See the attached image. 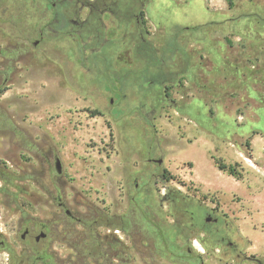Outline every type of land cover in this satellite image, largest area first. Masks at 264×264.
<instances>
[{
	"label": "rangeland",
	"instance_id": "1",
	"mask_svg": "<svg viewBox=\"0 0 264 264\" xmlns=\"http://www.w3.org/2000/svg\"><path fill=\"white\" fill-rule=\"evenodd\" d=\"M97 1L0 0V164L9 183L0 214L65 217L60 197L75 223L72 236L59 226L54 264H264V231L250 223L253 203L264 206V0H146L139 21L127 22L138 7L112 0L121 19L103 15L97 33L109 44L95 58L93 44L55 27L65 16L69 33L77 30ZM159 63L180 78L148 114L134 94ZM169 191L223 214L252 263L202 243ZM84 222L105 240L100 263L68 245Z\"/></svg>",
	"mask_w": 264,
	"mask_h": 264
},
{
	"label": "flooded vegetation",
	"instance_id": "2",
	"mask_svg": "<svg viewBox=\"0 0 264 264\" xmlns=\"http://www.w3.org/2000/svg\"><path fill=\"white\" fill-rule=\"evenodd\" d=\"M90 5L89 2L87 4L89 15ZM5 168V164H0V183H2L0 191L3 194H5V188L9 186L4 178L5 173H2L6 170ZM177 194L169 191L166 197L174 208L180 209L181 215L188 220L189 226L194 231L204 234L202 243L212 242L213 247L221 248L228 257H236L238 262H251L247 257L243 258L239 245L232 237V227L223 214H219L216 209L207 208L202 202L195 201L188 195H181L178 199ZM57 200L59 207L65 212V217L55 214L49 220H43L40 216L21 213L19 219L12 222L8 213L0 214V264H46L43 259L48 257L51 258V264L55 263L54 245L58 242L59 226H67V233L72 236L75 223V217L65 202L60 197ZM177 200H181L182 205H177ZM11 226L16 228L13 241L8 234ZM104 241L102 235L94 230L84 245L87 251L86 256L94 263H100L101 258L107 255L104 251L106 247ZM68 243L71 249L75 248L73 237Z\"/></svg>",
	"mask_w": 264,
	"mask_h": 264
},
{
	"label": "trees",
	"instance_id": "3",
	"mask_svg": "<svg viewBox=\"0 0 264 264\" xmlns=\"http://www.w3.org/2000/svg\"><path fill=\"white\" fill-rule=\"evenodd\" d=\"M226 2L229 6L233 5V0H226ZM128 3L131 4L132 6L138 7V10H132L130 8L129 17L125 18L126 19L125 21L127 22L134 18L137 19V21H139V15L143 14V10H144L143 8H145L146 0H128ZM90 4H91L90 10L92 14L90 13L88 18L79 25L77 30H74L73 32L69 33L70 29L72 28V22L70 19L66 18L65 16H61L59 19H57L56 21L57 27L55 28L59 30H67L68 35L74 36L77 39H80L84 42L87 41L89 44H93V46L95 47L91 50L94 51L97 48L99 49V46L103 47L104 45L109 44L107 39L104 37L105 33H104V27L102 23L103 15L105 13H111L113 16H115L118 19H121V17L118 15V13L115 12L113 8L112 0H109V1L98 0L95 3L91 2ZM141 24H139L138 26V32L140 31V29H143L144 31V27H142ZM87 25L89 26L92 25L96 27L94 28V30H92L91 28L88 30L86 28ZM100 28L101 30H103V33H104L103 37H101L102 35L97 33L100 30ZM87 31L89 32V34L87 33ZM100 52L101 50L99 49V52L95 54V58L103 57L99 55ZM149 72L152 73L153 77L150 78L149 82H147L145 86H141L137 90L136 94H134V98L136 101H139L140 103L144 102L140 104V107L143 108L144 112L148 114H153L156 111L159 103L167 101V95L166 94L164 95L165 85L176 83L178 79L180 78V73L168 72L163 67V65L160 63L156 67H153V69ZM156 87L160 88L158 93H157ZM219 169L221 171L227 172L230 176H233L236 179H239V176H236L235 170L233 168L226 167L225 165H220ZM89 225L90 223L84 222L83 226L85 228V231L76 232V235H75V238H76L75 248H76L78 255L81 258L86 256L87 251L84 245L86 244L89 235L91 234L92 236L93 234V231L88 232V230H86V229H89L88 228L90 227ZM43 260L46 262V264H51L50 257L43 259Z\"/></svg>",
	"mask_w": 264,
	"mask_h": 264
},
{
	"label": "crops",
	"instance_id": "4",
	"mask_svg": "<svg viewBox=\"0 0 264 264\" xmlns=\"http://www.w3.org/2000/svg\"><path fill=\"white\" fill-rule=\"evenodd\" d=\"M257 203L258 202L255 201L253 204H254V206L258 212L253 217L250 218V223L258 225V226L260 225L264 231V206H263V203H261V202H259V205H257ZM260 213H261V215H259V216H261V217L258 218V214H260Z\"/></svg>",
	"mask_w": 264,
	"mask_h": 264
},
{
	"label": "water",
	"instance_id": "5",
	"mask_svg": "<svg viewBox=\"0 0 264 264\" xmlns=\"http://www.w3.org/2000/svg\"><path fill=\"white\" fill-rule=\"evenodd\" d=\"M36 44H37V43H36ZM158 163H159V164H162V160H159ZM56 170H57V173H58V174H62V164H61L60 159H57V160H56Z\"/></svg>",
	"mask_w": 264,
	"mask_h": 264
}]
</instances>
